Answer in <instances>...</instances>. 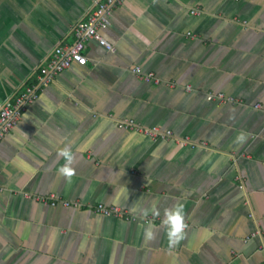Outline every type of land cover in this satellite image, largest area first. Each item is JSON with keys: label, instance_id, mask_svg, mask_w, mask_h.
Instances as JSON below:
<instances>
[{"label": "crops", "instance_id": "crops-1", "mask_svg": "<svg viewBox=\"0 0 264 264\" xmlns=\"http://www.w3.org/2000/svg\"><path fill=\"white\" fill-rule=\"evenodd\" d=\"M97 1L0 0V105L39 86ZM107 20L113 51L87 41L86 63L41 86L0 143V264H264V0H124ZM66 143L70 178L57 171ZM51 194L129 218L35 200ZM176 203L186 227L171 244L162 219Z\"/></svg>", "mask_w": 264, "mask_h": 264}, {"label": "built area", "instance_id": "built-area-1", "mask_svg": "<svg viewBox=\"0 0 264 264\" xmlns=\"http://www.w3.org/2000/svg\"><path fill=\"white\" fill-rule=\"evenodd\" d=\"M124 0H100L95 3V7L86 19L76 23L73 28L75 40L71 45L56 46L49 59L40 67L38 76L39 86L27 85L14 96L5 99L0 105V143L17 125L27 107L38 98V91L41 86L49 84L54 77L71 67L72 65H84L87 61L84 53L87 41L94 40L108 51H113L110 45L100 34V29L108 24L107 17L110 11L121 5ZM197 11H192L196 14ZM135 76L143 82L159 84L160 79L153 73H145L140 67L133 69ZM207 98L213 101H227L237 103L236 99L225 97L223 93H208ZM259 107V106H258ZM117 127L127 131L139 133L148 137L152 141L169 139L172 136L170 130H162L159 127H145L137 125L133 120L124 119L117 123ZM188 142L186 139L183 143ZM35 200L50 206L61 205L77 209H88L96 214L105 217H115L128 219L126 211L115 205H104L101 203L83 207L80 202H69L57 200L54 195L37 196ZM131 218V217H130Z\"/></svg>", "mask_w": 264, "mask_h": 264}, {"label": "clouds", "instance_id": "clouds-1", "mask_svg": "<svg viewBox=\"0 0 264 264\" xmlns=\"http://www.w3.org/2000/svg\"><path fill=\"white\" fill-rule=\"evenodd\" d=\"M238 140H243L244 137L238 136ZM58 158L62 157L64 163L59 166L58 174L70 178L74 173L73 164L76 159L75 153L72 150L70 143L64 144L63 147L57 148ZM184 205L183 203H176L170 208L166 209L162 219V224L166 229L167 237L171 244L178 243L184 236L185 222H184ZM155 211V210H154ZM153 225L149 223L145 227V238L148 240L155 238V232L153 231Z\"/></svg>", "mask_w": 264, "mask_h": 264}]
</instances>
